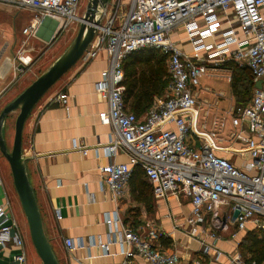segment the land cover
I'll return each mask as SVG.
<instances>
[{"label": "built area", "instance_id": "built-area-1", "mask_svg": "<svg viewBox=\"0 0 264 264\" xmlns=\"http://www.w3.org/2000/svg\"><path fill=\"white\" fill-rule=\"evenodd\" d=\"M0 4L34 12V22L24 33H32L36 21L46 17L57 19L62 30L83 22L76 13L79 0H0ZM86 24L94 34L79 61L87 63L102 50L108 59L101 80L94 85L107 101V109L98 118L111 128L103 150L109 158L115 157L119 148L129 155L128 164L111 163L100 168L101 187H107L115 199L120 198L132 167H137L157 196L182 195L189 199L188 224L203 223L209 216L213 229L226 230L228 224L221 221V209L228 208L230 216L234 215L236 232L248 225L264 231V0H130L125 11L121 0H112ZM179 29L192 48L191 54L184 53L172 39ZM146 48L166 57L168 78L164 98L138 119L127 111L124 102L122 62L132 52ZM16 61L21 73L32 63L23 50L17 53ZM226 61L247 67L253 84L260 81L261 86L255 88L249 105L229 110L231 129L226 128L224 119L212 120L207 129L201 119L208 113L201 119L196 117L205 105L196 89L201 77ZM67 98L58 94L53 100L66 105ZM244 124L246 130L241 129ZM238 139L245 142L246 150L233 152L246 158L240 166L225 155L233 151L226 146L228 142ZM109 243L133 248V252L124 251L121 264H130L134 252L147 264L179 263L175 254L155 251L127 228ZM10 247L17 251L13 263L26 264L24 241L6 199L0 205V251ZM65 247L68 252L76 249L70 239L65 240ZM203 253H215L216 259L222 256L206 245ZM229 264L255 263L246 262L237 253L230 257Z\"/></svg>", "mask_w": 264, "mask_h": 264}, {"label": "crops", "instance_id": "crops-1", "mask_svg": "<svg viewBox=\"0 0 264 264\" xmlns=\"http://www.w3.org/2000/svg\"><path fill=\"white\" fill-rule=\"evenodd\" d=\"M88 1L79 0L78 17L84 16ZM121 3L125 11L128 4L124 0ZM34 19L31 10L0 4V105L14 97L16 87L26 80H30L31 84L52 65L70 46L80 26L74 23L62 30L57 19L46 17L36 21L34 32L24 33ZM181 32V29L175 31L172 39L180 43L178 46L184 53L191 54V46H186L185 37L179 36ZM21 50L32 59L22 73L18 71L16 61V55ZM107 60V54L102 50L87 63L78 61L34 107L22 130L21 155L25 171L44 234L58 263L121 264L125 259L124 251L133 252V248L109 242L121 237L123 229L127 228L148 242L155 251L165 255L175 254L179 258L178 264H229L232 255L242 254L235 242L239 233L236 232L233 238L234 232H229L231 227L234 231L235 226L232 223L234 215L230 216L228 208L221 209V221L228 224L226 230L213 229L209 216L204 217L203 223L188 224L189 199L182 195L177 198L171 194L157 196L137 167H132L131 177L120 198L115 199L107 187H101V167L111 163H129V155L123 149L119 148L113 158H109L103 150L110 139L111 128L98 118V114L107 109V101L94 90V85L101 80ZM165 64L168 78L167 60ZM234 66L237 67L231 61L219 63L215 71L200 79L196 92L205 105L196 117L201 119L203 113H208L206 119H201L206 122L207 129H210L214 119H224L226 128L231 129L227 116L229 110L245 107L252 100L254 85L249 102L244 105L238 103V95L233 88ZM125 92L126 109L138 119H143L151 107L165 96L163 88L160 95L152 96L148 107H145V99L141 98L138 108L139 96L128 97ZM58 94L67 95L66 105L53 100ZM241 129L246 130V124ZM231 142L226 146L233 151L225 155L240 166V157L233 152H245V142L241 139ZM1 175L0 172V205L6 199L12 203V215L21 232L27 258L31 249L23 229L24 223L14 210V202ZM192 229H195L193 234ZM66 239L74 242L76 249L73 252L66 250ZM205 245L215 248L222 256L216 259L215 253L205 255ZM101 246L107 248L103 250ZM16 252L12 247L0 251V264H14L12 257ZM129 261L130 264H147L146 259L136 252Z\"/></svg>", "mask_w": 264, "mask_h": 264}, {"label": "water", "instance_id": "water-1", "mask_svg": "<svg viewBox=\"0 0 264 264\" xmlns=\"http://www.w3.org/2000/svg\"><path fill=\"white\" fill-rule=\"evenodd\" d=\"M109 0H89L83 22L75 39L65 52L39 75L25 90L8 103L0 112V153L8 163L13 188L24 214L31 244L42 264H59L43 231L41 216L29 183L24 160L21 155L22 130L24 124L45 94L79 61L82 53L93 38L94 30L86 22H93L98 10L105 9ZM258 81L254 87L260 88ZM18 110L14 123L11 151L7 150L3 135L4 122L8 114Z\"/></svg>", "mask_w": 264, "mask_h": 264}, {"label": "trees", "instance_id": "trees-1", "mask_svg": "<svg viewBox=\"0 0 264 264\" xmlns=\"http://www.w3.org/2000/svg\"><path fill=\"white\" fill-rule=\"evenodd\" d=\"M166 57L153 49H142L132 52L122 62L125 90L127 96L138 95V108L141 98L145 99L148 107L154 94L160 95L166 85ZM231 65V64H230ZM229 65V66H230ZM233 88L238 103L247 104L253 88L252 76L248 69L234 66ZM136 90V93L134 94ZM239 251L246 262L264 264V233L260 235L249 233L239 245ZM206 264V262H202Z\"/></svg>", "mask_w": 264, "mask_h": 264}, {"label": "rangeland", "instance_id": "rangeland-1", "mask_svg": "<svg viewBox=\"0 0 264 264\" xmlns=\"http://www.w3.org/2000/svg\"><path fill=\"white\" fill-rule=\"evenodd\" d=\"M124 1L126 4H129V2H130V0H124ZM79 14H81V11H79ZM179 36H184L183 32H181V34ZM175 44H176V46H178V45L180 46V43L178 41ZM184 44L187 46L188 42L185 40ZM32 78L34 79V76H32ZM30 82H31L30 80H26L24 83L21 84L20 87H16L15 95L13 98L17 97L23 90H25V88L27 87V85L30 84ZM224 88L226 90V87H224ZM13 98L10 97V98L6 99V101L4 100V102L0 105V112H1V109L3 107H5V105L8 104ZM17 115H18V110L10 112L8 114L5 122H4L3 135H4V140H5L6 147H7L8 151H11V149H12V143H13V137H14V123H15V119H16ZM243 160H246V158L241 157L240 161L243 162ZM0 172L2 174L1 176H2V179L4 181L3 184H5V187L7 188L8 193L11 195L12 202H14V204H13L14 210H15L16 214L18 215V217L20 216L23 223L25 224V225L23 224V227H24L23 229L26 232V236H27L26 238L28 240V243L30 244L29 249H31V250H29L30 253L28 252V255L26 258V264H42L40 259L37 256V254L35 253L32 244H31L30 237L28 234L27 225H26V221H25V217H24V214L21 210L19 202L17 200L15 190L13 188L10 169H9L8 163L6 162L4 157L1 155V153H0ZM11 207H12V203H11ZM229 232L235 233L236 231L235 230L232 231V227H231ZM260 232L262 233L264 231L262 229H260V227H254V226H247V229H244L243 231L238 232L239 235H238V237L235 238V242L238 244V249H239V245L242 243V241L246 238V236L249 233H255L257 235H260ZM240 233H241V235H240Z\"/></svg>", "mask_w": 264, "mask_h": 264}]
</instances>
